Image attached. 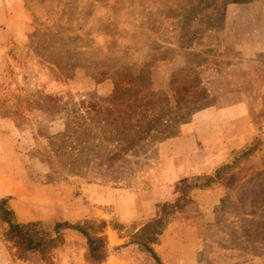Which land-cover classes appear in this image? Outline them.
<instances>
[{"label": "rangeland", "instance_id": "1", "mask_svg": "<svg viewBox=\"0 0 264 264\" xmlns=\"http://www.w3.org/2000/svg\"><path fill=\"white\" fill-rule=\"evenodd\" d=\"M24 2L26 33L10 42L0 68V179L44 201L69 199L64 215L37 197L21 204L49 215L33 222L51 230L106 221V264H158L143 244L161 224L164 234L149 246L163 264H264L262 132L212 171L175 181L171 200L149 218L123 223L113 204L89 195L99 188L122 200V213L132 203L142 212L147 193L180 164L167 158L186 149L183 127L241 91L262 127L264 0ZM128 138L136 143L125 151ZM250 147L262 156L242 154ZM4 198L11 206L25 199ZM65 238L53 264H88L86 239L75 231ZM3 246L9 256L0 264H48L39 255L16 259L0 222Z\"/></svg>", "mask_w": 264, "mask_h": 264}, {"label": "crops", "instance_id": "2", "mask_svg": "<svg viewBox=\"0 0 264 264\" xmlns=\"http://www.w3.org/2000/svg\"><path fill=\"white\" fill-rule=\"evenodd\" d=\"M27 20L28 13L24 0H0V68L10 42L26 33ZM239 96L238 101L226 107L210 108L196 114L193 121L183 127V134L178 139L190 140L186 149L183 152L182 149L179 151L174 147L172 156L167 158L168 160L179 159L180 164L172 170L165 171L163 181L158 182V185L147 193L146 200L142 203L145 207L142 212H138L132 203L128 211L122 213L120 209L122 200L117 199L116 196H107V192L99 188L90 190V198L96 200L94 202L98 205L113 204V215L120 218L123 223L151 217L158 203L171 200L172 185L175 181L182 177L212 171L219 163L227 159L228 152L244 149L257 133H264V123L261 127L254 125L252 121V99L242 91ZM261 153L263 154V151L258 149L250 159L262 156ZM1 178L0 199L16 195L25 197L21 203L17 200L12 201V207L20 211L18 214L22 222H33L49 217L44 211L34 212L23 209L21 204L30 205L37 197L33 190L17 187L10 178L3 176ZM36 200L42 207L55 206L58 214L64 215L68 211V198L56 197L52 201H44L37 197ZM2 248L5 249L4 246ZM5 250L0 249L1 262L7 261L8 253Z\"/></svg>", "mask_w": 264, "mask_h": 264}, {"label": "trees", "instance_id": "3", "mask_svg": "<svg viewBox=\"0 0 264 264\" xmlns=\"http://www.w3.org/2000/svg\"><path fill=\"white\" fill-rule=\"evenodd\" d=\"M145 129H142V133L150 131V128L149 130ZM135 143L134 139L128 138L126 142H122V145H127L126 151L130 150ZM257 150L256 147H250L242 154L250 157ZM209 185L207 184V186ZM10 200L11 198L0 199V222L5 226V239L10 244L11 250L15 251L16 254L13 256L16 259L25 260L29 255H39L43 262L53 264L55 251L66 245L65 233L75 231L86 239V262L88 264H106L108 261L110 244L107 232L110 225L106 221L86 220L77 224L56 222L51 230H47L42 222H21L10 204ZM166 211L167 208L163 210L162 221L166 216ZM166 225L161 224L160 230L154 232L151 239L143 244L146 251L155 258L158 264H163V262L149 244H158V238L164 234Z\"/></svg>", "mask_w": 264, "mask_h": 264}]
</instances>
